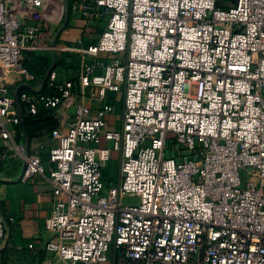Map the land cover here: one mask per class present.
I'll return each mask as SVG.
<instances>
[{
  "label": "built area",
  "instance_id": "obj_1",
  "mask_svg": "<svg viewBox=\"0 0 264 264\" xmlns=\"http://www.w3.org/2000/svg\"><path fill=\"white\" fill-rule=\"evenodd\" d=\"M77 2L83 20L108 16L86 47L56 43L45 0H0V166L18 157L21 180L50 187L48 264H264V0ZM56 51L79 58L93 114L55 71L43 91H9L32 80L28 55ZM72 106L46 151L16 143L24 117Z\"/></svg>",
  "mask_w": 264,
  "mask_h": 264
},
{
  "label": "crops",
  "instance_id": "obj_2",
  "mask_svg": "<svg viewBox=\"0 0 264 264\" xmlns=\"http://www.w3.org/2000/svg\"><path fill=\"white\" fill-rule=\"evenodd\" d=\"M63 1L65 2V0ZM74 1H68L67 24L58 34L56 43L86 47L95 42L105 30L108 16L103 15L83 20L78 12L80 9L78 2L74 5L75 10H72ZM51 9H53V5L49 4L47 6L48 13ZM63 23L56 29V33L62 28ZM38 58L45 60L42 75H38L37 70H35L36 73L30 72L32 80L22 84L8 83L9 91L14 92L18 87L34 92L43 91L46 89V84L43 83L45 76L49 71H55L59 79L75 82L74 102L83 103L85 107L91 106L89 114H93L99 102L78 95L79 58L60 51H56L53 55H39ZM30 61L31 59L28 62ZM32 71H34V67ZM111 96H109V101L113 103L115 109L116 102L113 100L116 98L114 96L112 99ZM119 109V114H121V107ZM72 114L73 106L67 110L59 109L53 116H50L54 123L53 126L41 127L40 131L34 134L27 133L22 124L16 126L13 133L15 141L26 147L29 144H35L38 138L52 129L61 126V124L66 126L71 121ZM112 125V117L109 114L106 117V129H115V125ZM40 141L44 146L43 151H46L45 145L48 143L44 142L43 137ZM22 171L23 162L15 156H9L0 166V219L5 222L4 236L0 242V264H48L51 260L45 252V246L51 240L56 241V238L45 229V220L49 216L52 206L51 190L38 176L26 181L21 180Z\"/></svg>",
  "mask_w": 264,
  "mask_h": 264
},
{
  "label": "rangeland",
  "instance_id": "obj_3",
  "mask_svg": "<svg viewBox=\"0 0 264 264\" xmlns=\"http://www.w3.org/2000/svg\"><path fill=\"white\" fill-rule=\"evenodd\" d=\"M228 3L230 4L232 2V0H227ZM45 2H48L51 6L53 5V9L50 10V13L48 16L49 20L51 23L55 24L54 26V31L56 32V29H58L63 21H64V17H65V10H66V5L65 2L63 0H45ZM71 2V1H70ZM69 2V3H70ZM115 95H112V99H114ZM116 107L114 109V112L111 113V117H112V122L113 125H115L116 128L119 127V123H120V107H121V100H122V94L120 93L118 96L116 95ZM114 102V100H113ZM106 172V176H107V180H105V186L109 187L111 185H115L117 183V172H118V154L117 153H113L112 155V162H110L105 170ZM242 178L243 180L246 179V175L245 172L242 173ZM125 203H136L137 202V198L136 197H132V196H128L125 198Z\"/></svg>",
  "mask_w": 264,
  "mask_h": 264
},
{
  "label": "trees",
  "instance_id": "obj_4",
  "mask_svg": "<svg viewBox=\"0 0 264 264\" xmlns=\"http://www.w3.org/2000/svg\"><path fill=\"white\" fill-rule=\"evenodd\" d=\"M35 57V58H34ZM31 59L30 62H28L29 60ZM33 59H34V62H33ZM34 67V71L33 70V67ZM25 68L27 69V71L30 73V72H35V70L38 71V75H42L43 73V68L45 67V60H42L40 58H38V56H34V55H28V58L27 60L25 61ZM34 73V74H35ZM24 130L27 132V133H37L38 131H40V128L43 127V128H48V127H51L53 126V121H52V118H50L49 116H46L45 114H40L38 116H29V117H24L22 119V122H21ZM20 124V125H21Z\"/></svg>",
  "mask_w": 264,
  "mask_h": 264
},
{
  "label": "water",
  "instance_id": "obj_5",
  "mask_svg": "<svg viewBox=\"0 0 264 264\" xmlns=\"http://www.w3.org/2000/svg\"><path fill=\"white\" fill-rule=\"evenodd\" d=\"M68 1L69 0H65V5H66V10H65V18H64V23H63V26H62V28L56 33V38H57V36H58V34L60 33V31L66 26V24H67V20H68ZM49 73V72H48ZM48 75V74H47ZM47 75L45 76V78H44V81H43V83H45V81H46V78H47Z\"/></svg>",
  "mask_w": 264,
  "mask_h": 264
}]
</instances>
